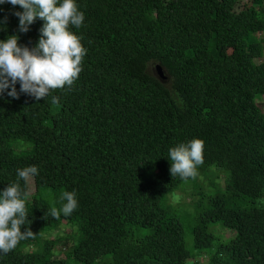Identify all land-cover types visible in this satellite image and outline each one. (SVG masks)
I'll use <instances>...</instances> for the list:
<instances>
[{
    "label": "trees",
    "instance_id": "trees-1",
    "mask_svg": "<svg viewBox=\"0 0 264 264\" xmlns=\"http://www.w3.org/2000/svg\"><path fill=\"white\" fill-rule=\"evenodd\" d=\"M76 4L85 19L69 30L86 54L75 82L39 101L19 83L18 99L11 89L0 95V194L18 169L38 168L22 226L35 236L0 253V264H264V205L239 204L264 198V112L257 104L264 96V0ZM16 12L23 9L0 4V41L16 35L32 49L46 21L37 18L23 33ZM153 63L165 80L150 72ZM15 139L32 149L15 152ZM193 139L204 141L197 174L213 166L227 174H218L224 190L196 218L190 252L174 208L163 201L185 181L171 175L169 149ZM41 187L74 191L77 208L52 218L36 196ZM62 222L79 225L77 243L45 236ZM212 224L233 235L216 237ZM139 227L150 233L136 236Z\"/></svg>",
    "mask_w": 264,
    "mask_h": 264
},
{
    "label": "clouds",
    "instance_id": "clouds-1",
    "mask_svg": "<svg viewBox=\"0 0 264 264\" xmlns=\"http://www.w3.org/2000/svg\"><path fill=\"white\" fill-rule=\"evenodd\" d=\"M5 3L23 9V12L14 13L19 18L20 32L27 33L37 18L46 23L37 46L32 49L21 47L16 35L0 41V95L11 89L7 94L18 99L16 84L19 83L20 92L39 101L52 90L66 85L70 87L82 71L81 64L86 54L80 38L69 30L70 25L80 27L85 19L76 0H0V4ZM58 102L59 97H52V103ZM203 151L204 141L201 139L170 148L171 175L183 180L194 178L197 167L203 164ZM37 175L36 166L18 169L17 181L0 194V253L8 254L20 241L35 236L30 228L22 231V226L28 220L26 200L31 192L27 188ZM20 180L25 183L23 191ZM62 200L65 201L62 207L49 208L47 215L58 220L61 213L67 217L77 208L74 191L63 192ZM202 260L204 262L206 258Z\"/></svg>",
    "mask_w": 264,
    "mask_h": 264
},
{
    "label": "rangeland",
    "instance_id": "rangeland-1",
    "mask_svg": "<svg viewBox=\"0 0 264 264\" xmlns=\"http://www.w3.org/2000/svg\"><path fill=\"white\" fill-rule=\"evenodd\" d=\"M155 65L152 64L149 66L150 72L157 77L155 71ZM262 111L264 112V96L260 98L257 102ZM11 147L15 152L26 153L32 149L33 144L30 141L24 139H15L10 141ZM21 148V149H20ZM219 173L224 175L227 174V171L218 168L211 167L208 174H196L194 178L183 181L179 188L168 194L163 203L168 204L174 208V212L178 216V220L182 226L184 234V242L186 248L193 252V239H192V228L196 223V218L199 213L206 208L210 198L219 195L223 192L224 182L221 181ZM221 184V185H220ZM179 191V192H178ZM192 197H190V196ZM36 196L46 202L51 208L55 207L60 209L65 203L62 200V193L51 190L50 188L41 187L36 194ZM192 198V201H191ZM240 205H255L257 207L264 205V198L254 200L253 202L241 201ZM220 224L209 225L208 229L216 237L222 235L223 238H229L233 233L229 230L220 228ZM218 229V230H217ZM136 236H143L150 233V229L145 227L136 228L134 231ZM220 234V235H219ZM45 236L49 239H56L65 236L73 237L75 243L79 240V225L78 224H65L64 222L56 229L50 232L45 233ZM221 238V237H220ZM222 239V238H221ZM55 256L62 257L66 255L61 249L54 250ZM67 264H78L73 259L67 258ZM99 260L91 263L98 264ZM185 264H194L193 259H188Z\"/></svg>",
    "mask_w": 264,
    "mask_h": 264
},
{
    "label": "water",
    "instance_id": "water-1",
    "mask_svg": "<svg viewBox=\"0 0 264 264\" xmlns=\"http://www.w3.org/2000/svg\"><path fill=\"white\" fill-rule=\"evenodd\" d=\"M155 71L157 74V78H159L160 80H165L166 76L164 75L163 69L161 68L160 65H156L155 66Z\"/></svg>",
    "mask_w": 264,
    "mask_h": 264
},
{
    "label": "built area",
    "instance_id": "built-area-1",
    "mask_svg": "<svg viewBox=\"0 0 264 264\" xmlns=\"http://www.w3.org/2000/svg\"><path fill=\"white\" fill-rule=\"evenodd\" d=\"M199 262H200V263H202V262H203V260H202V259H200V260H199Z\"/></svg>",
    "mask_w": 264,
    "mask_h": 264
}]
</instances>
